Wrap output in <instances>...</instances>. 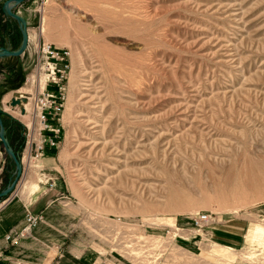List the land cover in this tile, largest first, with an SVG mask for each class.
I'll return each mask as SVG.
<instances>
[{
    "label": "rangeland",
    "instance_id": "rangeland-1",
    "mask_svg": "<svg viewBox=\"0 0 264 264\" xmlns=\"http://www.w3.org/2000/svg\"><path fill=\"white\" fill-rule=\"evenodd\" d=\"M45 2L13 6L23 27L0 6V51L26 33L20 54L0 56L1 122L21 167L0 141V189L12 185L0 206L23 200L8 233L27 212L41 217L0 264H264V239L250 236L264 197L236 213L214 200L243 159L264 157V0ZM44 43L69 51L70 73L42 130L35 96L57 87L34 68ZM91 76L101 121L79 151ZM203 212L211 221L196 231Z\"/></svg>",
    "mask_w": 264,
    "mask_h": 264
},
{
    "label": "bare ground",
    "instance_id": "bare-ground-1",
    "mask_svg": "<svg viewBox=\"0 0 264 264\" xmlns=\"http://www.w3.org/2000/svg\"><path fill=\"white\" fill-rule=\"evenodd\" d=\"M11 4L9 3V6H5L4 9L5 10L10 9L12 12V8L14 5L10 6ZM14 15H16V14H14ZM16 16H17V18L16 17H13V18L15 20L20 21L21 27H23V25H25L26 22L24 21V19L21 16H18V15H16ZM3 51L4 50L0 51V55L3 54ZM7 52H9V51H7ZM6 55H11V53L9 52ZM65 64H66V67L64 68V70H65V77L67 78L68 74L70 73V71H69L70 70V58L67 59ZM56 66H57V64H56ZM44 67H45V65H39L38 64L34 68H35L37 74H39L40 72H43ZM43 76L45 77V85L46 86L49 85V87H50L51 82H50V79L48 76V72L47 71L43 72ZM50 76H51V74H50ZM65 81H66V79H65ZM84 82H86L83 84L86 88L85 87L82 88V90H85V93L81 94V97H83L82 98L83 101L80 102V105L83 106L84 108L79 111L78 116H77L78 125L80 127V135H81V137L79 136V138H78L79 143H78L77 148L79 151H82L83 148H85L86 146H89V145H92L91 149L95 146V143L93 141L91 142V140H92V136L96 135V131H97V129L99 127V123L101 121L100 115H98V112L100 110V107H102L100 102H101V98L103 96V95H101L103 93V86L100 85L101 83H99V82H97V83L94 82V79L92 76L89 77V79L84 81ZM63 87H64V92H66V84L63 85ZM42 91H44V89L41 90V92ZM56 92H57V88L55 90H53V93H56ZM36 97H37V95L35 96V98ZM63 101H64V99H63ZM63 101H62V103H63ZM34 104L36 105V101ZM60 111H58V113ZM1 113L2 112L0 111V128H2V134L4 135V140L6 142V147L8 148V151L13 152V150L10 148V146L6 140V137H5V131L2 127V122H1ZM34 116L37 120V115L35 114V112H34ZM119 132L122 134L121 131H117V133H119ZM117 138L119 140L121 138V136H118ZM0 141H1V139H0ZM1 143L3 145L2 141H1ZM3 148L5 150L4 145H3ZM5 152L8 155L6 150H5ZM242 162L243 163L241 164V167L234 172V175L226 176V180L221 181L220 183L217 184L216 190L214 191L215 197L213 196L215 202L218 203L221 208H226L229 205H232V207H233V205H235V207H236V205L238 206L241 204L237 208H234V211H232V212H235V213L242 210L243 208H245L247 202L250 201L249 200L250 197L256 198L257 201H259V199H262L264 197V157L263 158L258 157L257 159L245 158L242 160ZM20 170H21V167H20ZM81 170L82 169L77 170V171L80 172ZM81 176H83V175H81ZM98 178H100V177H98ZM10 191H11V189L4 196H7ZM4 196H2V197H4ZM210 219H211V215H209V220ZM29 229L30 228H26L25 231H27ZM248 236H249V234H248ZM250 236L252 238L258 240V241H260L261 239L263 240L264 239V226H262V225L261 226H255L254 225L252 227V229L250 230Z\"/></svg>",
    "mask_w": 264,
    "mask_h": 264
},
{
    "label": "built area",
    "instance_id": "built-area-1",
    "mask_svg": "<svg viewBox=\"0 0 264 264\" xmlns=\"http://www.w3.org/2000/svg\"><path fill=\"white\" fill-rule=\"evenodd\" d=\"M13 5L14 4H11L10 6ZM40 56L44 59V65L46 66L51 86H57L56 93H53V90L42 91L40 96L38 95L35 99L37 120L41 125V129L45 130L49 128V125L46 123L48 117L56 118L55 116L59 114L58 111L61 110L60 107L62 106L63 99H66V92H64L63 87L66 79L64 68L69 58V51L58 49L44 43L39 46L38 61L40 60ZM49 142L50 144H54L53 141L49 140ZM209 215L210 214L204 212L193 215V217H191L190 227H193L196 231L203 229V227L211 221V219L209 220ZM40 218V215L27 212L24 218L25 224L21 231L16 233L10 232L5 236V239L10 243H17L19 237L25 234V229L31 228Z\"/></svg>",
    "mask_w": 264,
    "mask_h": 264
},
{
    "label": "crops",
    "instance_id": "crops-1",
    "mask_svg": "<svg viewBox=\"0 0 264 264\" xmlns=\"http://www.w3.org/2000/svg\"><path fill=\"white\" fill-rule=\"evenodd\" d=\"M5 2L6 0H0V6H2V4ZM20 6H46V2L45 0H26ZM19 14L21 15V13ZM21 17L23 16L21 15ZM22 201V199H18V201L7 200L0 206V254L2 253V249L4 247L7 248V245H11L8 241L5 240V235L11 228L16 227L17 224L21 222Z\"/></svg>",
    "mask_w": 264,
    "mask_h": 264
},
{
    "label": "water",
    "instance_id": "water-1",
    "mask_svg": "<svg viewBox=\"0 0 264 264\" xmlns=\"http://www.w3.org/2000/svg\"><path fill=\"white\" fill-rule=\"evenodd\" d=\"M9 1H10V0H9ZM9 1L5 2L3 6H4V7H5V6H9ZM23 1H24V0H14V1H13V4H14V6H15V5H17V4L22 3ZM10 4H11V3H10ZM4 10H5V9H4ZM5 12H6L8 15L17 18V16L14 15V14L11 12L10 9L5 10ZM25 45H26V33H25L24 30H22V43H21V46L19 47L18 50H15V51H11V50H10L11 55H18V54H20V53L22 52V50L25 48ZM7 51H8L7 49L4 50V51H3V54H1L0 56H4V55L7 56L6 54L9 53V52H7ZM4 53H5V54H4ZM0 139H1V141L3 142V145H4L5 150L7 151L8 155L13 159V161H14V163H15V169H16L17 172L19 173V172H20L19 161H18L16 155L14 154V152H10V151H8V148L6 147V142H5V140H4V135L2 134V128H0ZM11 188H12V185H11V186H7L5 189L1 190V191H0V196H4L5 194H7V192H8Z\"/></svg>",
    "mask_w": 264,
    "mask_h": 264
}]
</instances>
